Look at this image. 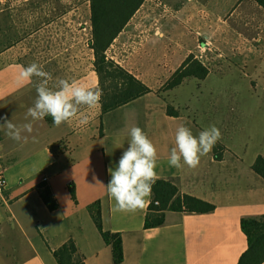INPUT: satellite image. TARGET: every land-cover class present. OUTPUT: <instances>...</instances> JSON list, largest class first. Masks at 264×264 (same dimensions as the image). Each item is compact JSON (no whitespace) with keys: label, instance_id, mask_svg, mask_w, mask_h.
I'll return each mask as SVG.
<instances>
[{"label":"crops","instance_id":"obj_1","mask_svg":"<svg viewBox=\"0 0 264 264\" xmlns=\"http://www.w3.org/2000/svg\"><path fill=\"white\" fill-rule=\"evenodd\" d=\"M239 5L237 22L246 34L229 35L226 17ZM93 38L91 0H0V124L7 117L34 128L22 134L28 139L21 142L0 128V168L7 179L0 197V264H58L53 251L71 239L85 264H115L113 248L95 223L94 204H99L102 230L121 234L120 264H238L248 247L241 220L264 215V179L252 169L259 152L245 159L243 151L221 139V159L213 148L196 169L178 170L168 161L179 126L198 136L211 125L225 129L240 114V84L222 69L229 58L259 57L264 7L255 0H144L106 54L152 91L108 113L100 101L59 127L50 116L26 119L40 81L22 82L19 73L33 62L52 76L50 87L67 79L100 90ZM190 55L210 67L207 77H186L162 89ZM238 65L241 73V61ZM169 107L178 114L169 115ZM83 116L87 125L78 123ZM132 126L157 149V179L215 205L214 211H166L161 226L145 229L152 195L136 212L115 210L106 188L108 169L115 170L129 147ZM41 184L49 187L56 210L41 198Z\"/></svg>","mask_w":264,"mask_h":264},{"label":"trees","instance_id":"obj_2","mask_svg":"<svg viewBox=\"0 0 264 264\" xmlns=\"http://www.w3.org/2000/svg\"><path fill=\"white\" fill-rule=\"evenodd\" d=\"M264 7V0H255ZM144 0H91L93 42L91 48L94 51L95 71L99 76L101 90V106L104 113H108L136 98H139L152 90L146 86L131 72L121 67L112 59H108L106 51L140 9ZM210 69L201 61L190 55L182 66L166 81L162 89L169 90L181 84L186 77L204 79ZM169 115H177L173 107L167 110ZM215 157H223V148L217 144L214 146ZM252 169L264 179V156L259 155ZM69 191L74 200L76 192L73 184L69 185ZM39 194L49 210L58 208L57 201L50 189L45 184L39 186ZM152 201L148 206L145 220V229L161 226L164 223L166 211L186 213H209L215 210V205L200 198L185 194L179 187L164 179H156L152 188ZM158 202V204H155ZM91 206L96 225L102 232L106 243L113 248L115 264L123 262L124 253L122 237L120 233L104 232L101 226L99 204ZM241 229L248 239V247L241 254L238 264H263L264 263V215L259 218H243ZM58 264H85L78 252L75 242L71 239L53 251Z\"/></svg>","mask_w":264,"mask_h":264},{"label":"clouds","instance_id":"obj_3","mask_svg":"<svg viewBox=\"0 0 264 264\" xmlns=\"http://www.w3.org/2000/svg\"><path fill=\"white\" fill-rule=\"evenodd\" d=\"M34 77L39 78L40 82L36 85L37 97L34 105L28 108L26 119L31 117L32 121H41L50 116L54 125L59 127L76 120L82 108L94 109L101 101L99 89L78 84L75 80L58 79L50 87L52 76L35 62L22 68L19 73L22 82L30 83ZM3 119L0 128L6 129V135L17 142L28 139L22 135L24 132L31 134L34 131L31 122L17 126L7 117ZM78 123L87 125L89 121L83 116L79 117ZM127 136L129 147L123 152L115 170L109 167L111 179L106 188L109 197L115 201L116 211L136 212L143 209L152 194L157 179L158 154L152 140L140 127L132 126L127 130ZM221 139L222 133L215 125L204 129L198 136L188 127L179 126L169 165L178 170L184 166L196 169L201 157L207 156Z\"/></svg>","mask_w":264,"mask_h":264},{"label":"rangeland","instance_id":"obj_4","mask_svg":"<svg viewBox=\"0 0 264 264\" xmlns=\"http://www.w3.org/2000/svg\"><path fill=\"white\" fill-rule=\"evenodd\" d=\"M240 5L232 15L226 17L229 24V35L236 32L246 34V28L239 26L237 22ZM260 43H256L258 58L250 59L248 62L244 59L229 58L226 61L227 65L222 69L225 75L235 77L233 81L240 84L244 98L240 104V114L230 118L225 129L221 130L222 140L229 147L243 151L245 159L258 152L264 156V43ZM239 61H241V73L239 72ZM157 77L163 79L165 74H159ZM151 80H155V77ZM244 105H246V114L242 115ZM221 142V140L218 141L217 145L224 151L225 147Z\"/></svg>","mask_w":264,"mask_h":264},{"label":"built area","instance_id":"obj_5","mask_svg":"<svg viewBox=\"0 0 264 264\" xmlns=\"http://www.w3.org/2000/svg\"><path fill=\"white\" fill-rule=\"evenodd\" d=\"M6 185H7V179L5 177L3 170L0 168V197L3 195V191L6 188ZM155 204H158V202H156Z\"/></svg>","mask_w":264,"mask_h":264}]
</instances>
